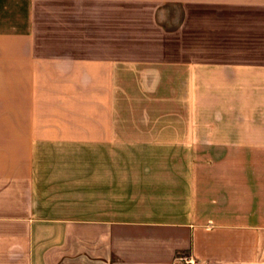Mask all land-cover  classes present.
<instances>
[{"label": "crops", "instance_id": "crops-1", "mask_svg": "<svg viewBox=\"0 0 264 264\" xmlns=\"http://www.w3.org/2000/svg\"><path fill=\"white\" fill-rule=\"evenodd\" d=\"M0 264H264V0H0Z\"/></svg>", "mask_w": 264, "mask_h": 264}]
</instances>
